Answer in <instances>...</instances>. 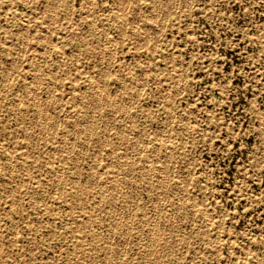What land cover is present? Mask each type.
I'll return each instance as SVG.
<instances>
[{"label":"rangeland","instance_id":"rangeland-1","mask_svg":"<svg viewBox=\"0 0 264 264\" xmlns=\"http://www.w3.org/2000/svg\"><path fill=\"white\" fill-rule=\"evenodd\" d=\"M262 248L264 0H0V264Z\"/></svg>","mask_w":264,"mask_h":264},{"label":"bare ground","instance_id":"bare-ground-1","mask_svg":"<svg viewBox=\"0 0 264 264\" xmlns=\"http://www.w3.org/2000/svg\"><path fill=\"white\" fill-rule=\"evenodd\" d=\"M121 1H122V0H121ZM123 1H126V0H123ZM127 2H128V1H127ZM127 2H126V3H127ZM129 2H130V1H129ZM129 2H128V3H129ZM121 3H123V2H121ZM124 3H125V2H124ZM128 3H127V4H128ZM174 3H175V2H174ZM127 4H126V5H127ZM119 5H120V4H119ZM124 5H125V4H124ZM53 6H54V5H53ZM129 6H130V4H129ZM155 6H156V4H155ZM160 6H161V5H160ZM56 7H57V6H56ZM127 7H128V6H127ZM153 7H154V6H152V8H153ZM171 7H172V6H171ZM124 8H125V7H123V12H124ZM152 8H151V9H152ZM121 9H122V8H121ZM126 10H127V8H126ZM155 10H156V9H155ZM50 11H51V10H50ZM120 11H121V10H120ZM51 14H52V13H51ZM150 14H151V13H150ZM157 16H158V15H157ZM158 17H159V16H158ZM115 18H116V17H115ZM117 18H118V17H117ZM156 19H157V18H156ZM121 20H122V19H120V21H121ZM122 21H123V20H122ZM125 21H126V20H125ZM92 22H93V21H92ZM158 23H159V22H158ZM125 24H126V22H125ZM132 24H133V23H132ZM120 25H122V24H120ZM164 25H165V24H164ZM122 26H123V25H122ZM125 26H126V25H125ZM125 26H124V27H125ZM121 28L123 29V27H121ZM118 29H120V28H118ZM96 30H97V29H96ZM124 31H125V30H124ZM141 31H143V30H140V32H141ZM93 33H94V32H93ZM138 33H139V32H138ZM141 34H142V33H141ZM143 35H144V38H146V37H145V32L143 33ZM97 36H98V35H97ZM138 37H139V36H138ZM41 38H42V36H41ZM141 38H142V37H141ZM141 38H140L139 40H142V39H143V38H142V39H141ZM149 38H150V36H149ZM151 38H152V37H151ZM77 39H78V38H77ZM44 40H45V37H44ZM144 41H145V40H144ZM145 42H146V41H145ZM145 42H143V43H145ZM146 44H147V43H145L144 46H145ZM21 45H22V44H21ZM141 46H143V45H141ZM144 46H143V47H144ZM13 63H14V62H13ZM38 63L40 64V62H38ZM38 63H37V64H38ZM14 64H15V63H14ZM38 66H39V65H38ZM107 72H108V71H107ZM40 73H41V72H40ZM108 76L111 77L110 75H108ZM175 76H176V75H175ZM176 77H177V76H176ZM50 78H51V77H50ZM17 79H18V78H17ZM41 79H42V78H41ZM107 79H108V78H107ZM18 80H19V79H18ZM50 80H51V79H50ZM53 80H54V79H53ZM132 80H133V79H132ZM96 81H97V80H96ZM104 81L107 82L108 80H107V81L104 80ZM134 81H135V80H134ZM37 82H38V81H37ZM26 83H27V82H26ZM38 83H40V82H38ZM97 83H98V82H97ZM121 83H122V82H121ZM135 83H136V82H135ZM133 84H134V82H133ZM130 85H131V84H130ZM23 86H24V85H23ZM98 86H99V85H98ZM98 86H97V87H98ZM119 86H120V85H119ZM124 86H126V85H124ZM133 86H134V85H133ZM29 87H30V86H29ZM99 87H100V86H99ZM37 88H38V87H37ZM37 88H36V89H37ZM132 88H133V87H131V89H132ZM32 90H33V89H32ZM100 90H101V89H100ZM101 91H102V90H101ZM123 91H124V90H123ZM34 92H36V90H35ZM37 92H38V91H37ZM75 92H76V91H75ZM102 92H103V91H102ZM122 93H123V92H122ZM131 94H132V93H131ZM101 95H102V94H101ZM103 95H104V97H105V94H103ZM98 98L100 99L99 96H98ZM123 102H124V101H123ZM35 103H36V102H35ZM106 103H107V102H106ZM102 105H103V104H102ZM124 105H125V104H124ZM92 106H93V105H92ZM125 106H126V105H125ZM125 106H124V107H125ZM127 106H128V104H127ZM38 107H40V105H39ZM99 107H100V104H99ZM126 108H127V107H126ZM124 109H125V108H124ZM38 110H39V109H38ZM95 110H96V109H95ZM128 111H131V110H128ZM40 112H41V109H40ZM40 112H39V113H40ZM100 112H101V111H100ZM111 112H112V111H111ZM124 112H126V111H124ZM133 112H134V111H133ZM96 113H97V112H96ZM125 115H126V114H125ZM45 118H46V117H45ZM34 119H35V118H34ZM101 120H102V119H101ZM106 120H107V119H106ZM99 121H100V120H99ZM39 122H40V121H39ZM43 122H44V121H43ZM83 122H84V120H83ZM184 122H185V121H184ZM45 124H46V122L44 123V125H45ZM83 125H84V124H83ZM105 125H106V124H105ZM128 125H129V124H128ZM187 125H188V124H187ZM45 126H46V125H45ZM183 126H184V125H183ZM93 127H94V126H93ZM98 127H99V126H98ZM130 127H131V126H130ZM43 129H45V128L42 127V130H43ZM129 129H130V128H129ZM174 129H175V128H174ZM53 131H54V130H53ZM94 131H96V128H95ZM94 131H93V132H94ZM176 131H177V130H176ZM79 132H80V131H79ZM131 134H133V133H131ZM181 134H183V133H181ZM53 135H54V134H53ZM93 135H94V134H93ZM104 135H105V134H104ZM37 136H38V135H37ZM143 138H144V136H143ZM72 139H73V138H72ZM79 140H80V139H79ZM100 140H101V139H100ZM165 141H166V140H165ZM105 142H106V141H105ZM73 144H74V143H73ZM148 144H149V143H148ZM139 145H140V143H139ZM139 145H137V146H139ZM34 146H35V145H34ZM108 146H109V144H108ZM146 146H147V147H148V146L150 147V144H149V145H146ZM73 148H74V145H73ZM162 148H163V147H162ZM171 148H172V146H171ZM140 149H141V148H140ZM72 151H73V149H72ZM168 151H170V150L168 149ZM69 153H70V152H69ZM157 153H158V152H157ZM165 153H166V152H165ZM171 154H173V153L171 152ZM8 155H9V154H8ZM167 155H168V154H167ZM10 156H12V154H11ZM169 156H170V153H169ZM166 157H167V156H166ZM11 158H12V157H11ZM168 158H169V157H168ZM78 159H79V158H78ZM129 159H130V158H129ZM132 159H134V158L132 157ZM146 159H147V158H146ZM148 159H149V157H148ZM171 159H172V157H171ZM145 161H146V160H145ZM149 161H150V160H149ZM160 161H161V160H160ZM167 161H168V160H167ZM133 162H134V161H133ZM149 164H151V163H149ZM152 164H153V162H152ZM151 167H152V165L150 166V168H151ZM160 167H162V166L160 165ZM148 168H149V167H148ZM152 168H153V167H152ZM152 168H151V169H152ZM162 168H163V167H162ZM129 169H130V168H129ZM153 169H154V168H153ZM116 171H117V169H116ZM80 172H81V171H80ZM137 172H138V171H137ZM160 172H161V171H160ZM73 173H74V172H73ZM121 173H122V172H121ZM63 174H64V173H63ZM131 174H133V173H131ZM152 174H153V173H152ZM55 176H56V175H55ZM58 176H59V174H58ZM148 176H152V175H148ZM154 176H155V175H154ZM59 177L61 178V176H59ZM116 177H117V176H116ZM133 178H134V177H133ZM133 178H132V179H133ZM151 178H152V177H150L149 179H151ZM172 179H173V178H172ZM154 180H155V179H154ZM163 180H164V179H163ZM178 180H179V179H178ZM124 181H125L124 179H118V180H117V184H118V185H119V184H122V183H124ZM167 181H168V180H167ZM169 182H170V181H169ZM181 182H182V181H181ZM84 183H85V182H84ZM102 183H103V182H102ZM154 183H156V182H154ZM58 184H59V183H58ZM117 184H115V187L117 186ZM176 185H177V184H176ZM60 186H61V185H60ZM155 186H156V185H155ZM167 186H168V185H167ZM180 186H181V185H180ZM182 186H183V184H182ZM104 187H105V186H104ZM62 188H63V187H62ZM69 188H70V187H69ZM107 188H109V187H107ZM159 188H160V187H159ZM174 188H175V186H174ZM176 188H177V186H176ZM102 190H103V189H102ZM161 190H162V189H161ZM72 191H73V190H72ZM158 191H159V190H158ZM166 191H167V190H166ZM180 191H181V190H180ZM183 191H187V190H184V189H183ZM176 192H177V191H176ZM187 193H188V192H187ZM163 194H164V193H163ZM175 194H176V193H175ZM118 195H119V194H118ZM161 195H162V194H161ZM181 195H182V194H181ZM181 195H180V196H181ZM186 196H187V195H186ZM187 197H188V196H187ZM122 199H123V198H122ZM173 200H174V199H173ZM99 201H100V200H99ZM177 202H178V201H177ZM154 203H155V202H154ZM158 203H159V202H158ZM111 204H112V203H111ZM120 204H121V203H120ZM180 204H181V202H180ZM189 204H190V203H189ZM128 205H129V204H128ZM192 205H193V204H192ZM110 206H111V205H110ZM180 206H181V205H180ZM180 206H179V207H180ZM176 207H177V205H176ZM182 207H183V206H182ZM182 207H181V209H182ZM192 207H193V206H192ZM91 208H92V207H91ZM83 210H84V208H83ZM152 210H153V209H152ZM156 211H157V210H156ZM156 211H155V212H156ZM142 212H143V211H142ZM145 212H146V211H145ZM158 213H160V212H158ZM146 214H147V213H146ZM161 214H162V213H161ZM103 216H104V215H103ZM157 216H158V215L156 214V218H157ZM159 216H160V215H159ZM159 216H158V217H159ZM106 217H108V216H106ZM171 217H172V215H171ZM207 217H208V216H207ZM159 218H160V217H159ZM164 219H165V218H164ZM207 219H208V218H207ZM157 220H158V219H157ZM87 221H88V220H87ZM159 221H160V220H159ZM166 221H167V220H166ZM208 221H209V220H208ZM163 222H164V221H163ZM156 223H157V221H156ZM156 223H155V224H156ZM164 223L166 224L167 222H164ZM209 223H211V222H209ZM209 223H208V224H209ZM152 224H153V223H152ZM155 224H154V225H155ZM165 224H164V225H165ZM123 225H124V224H123ZM146 225H147V224H146ZM154 225H153V226H154ZM158 225H159V224H158ZM126 226H127V225H126ZM177 226H178V225H177ZM207 226H208V225H207ZM207 226H206V227H207ZM110 227H111V226H110ZM179 227H180V225H179ZM121 228H122V227H121ZM155 228H156V227H155ZM157 228H158V227H157ZM174 228H175V227H174ZM176 228H177V227H176ZM214 228H215V227H214ZM120 231H121V230H120ZM153 231H154V230H153ZM158 231H159V230H158ZM175 231H176V230H175ZM127 232H128V231H127ZM122 233H123V232H122ZM153 233H154V232H153ZM158 233H159V232H158ZM128 234H129V233H128ZM177 234H178V233H177ZM153 235H154V234H153ZM172 235H173V234H172ZM175 235H176V234H175ZM164 236H165V235H164ZM167 237H169V235H168ZM152 238H153V237H152ZM160 238H161V237H160ZM156 239H157V238H155V240H156ZM166 239H167V238H166ZM216 239H217V238H216ZM181 240H182V239H180L179 241L181 242ZM105 241H106V240H105ZM173 241H174V240H173ZM179 241H178V242H179ZM145 242H146V241H145ZM148 242H149V241H148ZM182 242H183V241H182ZM157 243H158V241H157ZM166 243H167V241H166ZM171 243H172V242H171ZM154 244H155V243H154ZM163 244H164V241H163ZM168 244H169V243H168ZM179 244H180V243H179ZM86 246H87V245H86ZM156 246H157V244H156ZM156 246H155V247H156ZM262 249L264 250V248H262ZM113 250H114V249H113ZM152 250H154V249H152ZM165 250H166V249H165ZM145 253H146V252H145ZM158 253H159V252H158ZM164 253H165V251H164ZM109 255H110V254H109ZM205 255H206V254H205ZM150 256H151V255H150ZM162 256H163V254H162ZM155 258H156V257H155ZM173 260H174V259H173ZM120 261H121V260H120ZM146 263H147V262H146ZM105 264H107V262H105Z\"/></svg>","mask_w":264,"mask_h":264}]
</instances>
